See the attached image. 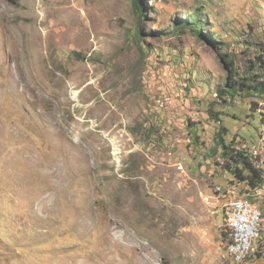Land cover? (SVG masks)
I'll return each instance as SVG.
<instances>
[{"label":"rangeland","instance_id":"rangeland-1","mask_svg":"<svg viewBox=\"0 0 264 264\" xmlns=\"http://www.w3.org/2000/svg\"><path fill=\"white\" fill-rule=\"evenodd\" d=\"M140 1L0 0V264H230L217 134L264 139V93L219 91L264 80V0Z\"/></svg>","mask_w":264,"mask_h":264},{"label":"trees","instance_id":"trees-1","mask_svg":"<svg viewBox=\"0 0 264 264\" xmlns=\"http://www.w3.org/2000/svg\"><path fill=\"white\" fill-rule=\"evenodd\" d=\"M133 7L137 13L142 12V3L140 0H132ZM197 16V15H195ZM191 17L192 20L190 22L192 24H198L200 28L203 26V21L196 19V17ZM179 28L184 26V21L180 24H177ZM215 36V34H213ZM232 62L229 61L228 64ZM253 76L252 78H254ZM258 76V79L253 81L251 78H239L235 80L233 83L229 85V89L224 90L220 89V93L228 91L229 95L232 97L234 95H240L242 92L247 94H251L252 92L256 93H264V80ZM257 81V82H256ZM264 109V108H263ZM264 116V114H263ZM261 119H263L261 117ZM225 131L226 128H222V131ZM224 133V132H223ZM223 133L219 132L217 134V141L218 144L221 145L223 149V155L227 158L228 161V170L234 175L236 179V186L241 187L240 192L246 196L248 194V199L252 201V195L256 192V189L260 187H264V178L262 176V171L259 169L261 168V161H252V153L249 150V147L246 146L244 141L235 140V138H231V142H225L223 138ZM236 136V135H235ZM234 136V137H235ZM223 235H225L223 233ZM250 256V255H249ZM231 264L232 261H231Z\"/></svg>","mask_w":264,"mask_h":264},{"label":"built area","instance_id":"built-area-1","mask_svg":"<svg viewBox=\"0 0 264 264\" xmlns=\"http://www.w3.org/2000/svg\"><path fill=\"white\" fill-rule=\"evenodd\" d=\"M248 151L252 153V161H261L262 172H264V139L251 148ZM223 184H216L213 188L217 195L224 194ZM223 219H229L232 222H236V229L234 232H224L226 244V257H232L235 259V264H249V255L244 248V235H250V231L255 224V213L251 207H245L242 204H236L234 209L227 212L226 215H222Z\"/></svg>","mask_w":264,"mask_h":264},{"label":"bare ground","instance_id":"bare-ground-1","mask_svg":"<svg viewBox=\"0 0 264 264\" xmlns=\"http://www.w3.org/2000/svg\"><path fill=\"white\" fill-rule=\"evenodd\" d=\"M257 190V189H256ZM228 198L226 203L222 207V214L226 215L227 212L231 209H234L236 204H242L245 207H251L253 212L255 213V224L253 229L250 231V235H244V248L247 251V254L250 255L253 248V241L259 237L258 234H260L262 229V223H263V213L259 205L252 202L248 197H242V196H235V190L231 192L228 190L227 192ZM262 218V222H261ZM261 222V226H260ZM224 227L225 232H234L236 229V222H232L229 219H224ZM260 230V232H259ZM258 236V237H257ZM257 237V238H256ZM255 242V241H254ZM225 250H226V244H225ZM233 264H235V259L230 257ZM231 264V262H230Z\"/></svg>","mask_w":264,"mask_h":264}]
</instances>
